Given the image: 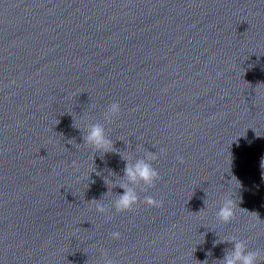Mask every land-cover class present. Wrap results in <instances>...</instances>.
<instances>
[{"label": "clouds", "instance_id": "9594fccd", "mask_svg": "<svg viewBox=\"0 0 264 264\" xmlns=\"http://www.w3.org/2000/svg\"><path fill=\"white\" fill-rule=\"evenodd\" d=\"M120 114L121 106L119 102H112L104 111L103 119L108 123H112ZM83 133L84 142L82 144L92 148L95 153L99 152L103 155L104 153L115 152L113 141L106 134L104 124L100 122L90 123ZM160 152L163 155L164 149H160ZM122 158L126 161L123 177L115 182L112 181L111 184L106 182L109 190L110 187L112 189L117 186L124 190L122 195L116 194L115 199L111 202V209H114L116 213L131 211L134 206L141 202L137 189L146 192L149 188L155 187L156 181L160 179L159 172L153 166V161L157 159L156 153L146 150L142 157L136 158L134 161L132 157ZM177 159L180 163L184 162L182 156H178ZM73 166H76L75 161H73ZM91 202L95 203L97 212L105 214L106 219L110 220L112 218L108 215L110 209L106 205L96 200ZM142 202L149 207L158 208L163 205V201L152 196H145ZM237 207L236 201L230 195H225L216 212V218L222 223H230L235 219ZM110 236L112 239L118 240L121 238V233L114 231L110 233ZM225 241L233 244L234 247L226 250L223 259L219 260L218 264H258L259 261H264V252L259 249L249 250L246 240L231 236L216 243ZM102 259L103 264H117V261L108 258L107 252L102 253Z\"/></svg>", "mask_w": 264, "mask_h": 264}]
</instances>
